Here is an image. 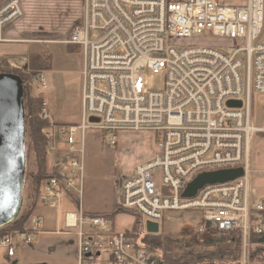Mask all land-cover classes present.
Segmentation results:
<instances>
[{"label": "built area", "instance_id": "obj_1", "mask_svg": "<svg viewBox=\"0 0 264 264\" xmlns=\"http://www.w3.org/2000/svg\"><path fill=\"white\" fill-rule=\"evenodd\" d=\"M233 1L84 0L82 22L64 41L83 55L81 120L47 130L48 148L57 131L68 151L43 184L48 208L65 199L77 207L64 214V226L77 238L79 264H157L131 231L116 232L109 217L81 208L83 145L91 128L103 133L107 146H116L123 132H152L156 152L119 179L116 193L117 209L137 215L143 230L147 221L168 220L169 212L197 211L199 234L241 237V264L254 245L251 236L264 237V196L257 197L250 179L251 140L264 133V109L262 126L253 120L254 95L264 94V0ZM18 16L16 0L0 5V31ZM191 38L225 42L179 43ZM146 71L164 73L163 90L148 89ZM37 78L44 86V74ZM41 116L49 119L45 107ZM238 167L242 177L181 198L198 173ZM42 225L33 216L28 230L3 231L0 247L13 257Z\"/></svg>", "mask_w": 264, "mask_h": 264}, {"label": "rangeland", "instance_id": "obj_2", "mask_svg": "<svg viewBox=\"0 0 264 264\" xmlns=\"http://www.w3.org/2000/svg\"><path fill=\"white\" fill-rule=\"evenodd\" d=\"M17 1V0H16ZM233 0H223L227 3ZM243 0H234L238 3ZM17 6L20 11L14 21L27 20L31 25L42 24V26L49 27L50 30L46 32L47 38L55 40L61 38V34L69 28L70 20L67 17H57L44 20L40 11L28 13L21 7ZM39 9V8H38ZM83 19V18H82ZM12 22L4 25H10ZM82 22V21H81ZM80 22V23H81ZM79 24V23H78ZM2 27V29H3ZM0 31V58H5L9 61V71L22 68L19 63L20 58H25L26 65L28 63L29 54L31 52H43L50 55L51 66L40 73L44 74L46 84L40 85L37 76L31 78L30 84L32 91L31 95L42 93L44 97V107L49 116H57L64 119L69 117L77 119L81 115V94H82V51L78 47H72L65 43L52 42L34 47L30 44L8 43L3 40V31ZM68 35V34H67ZM3 40V42H2ZM225 41L215 39H184L180 40L181 44H220ZM145 80L149 90L160 91L164 88V73L162 71L153 73L146 71ZM26 86L24 90V108L26 115L27 100L30 97V92ZM253 120L256 126H262V112L264 109V94L254 95L253 103ZM50 120V118H49ZM50 123L53 124L50 120ZM58 125V124H57ZM51 128V127H50ZM47 132V131H46ZM53 150L49 146L47 157V167H50L52 162L61 156H64L68 151V146L65 139L58 141L57 131H54ZM78 140V135L75 136ZM78 147V145L76 144ZM156 152V145L151 131L143 132H123L117 137V146H107L103 140V133L96 129H87L85 133L83 145V180H82V204L87 212L104 213L111 212L114 203L116 202L115 185L120 177L118 174L123 172L130 173L134 166L140 163V158L145 155H154ZM25 155H26V169L24 179V202L23 212L27 207V202L34 189V179L32 175L37 171V155L34 145V140L29 125V120L25 116ZM250 163H251V186L257 193V197L264 195V133H257L253 136L250 145ZM118 177V179H117ZM117 179V180H116ZM116 182V183H115ZM41 198V197H40ZM37 208L31 211L30 216L36 217L38 214H43L51 222L53 229L63 228V210L77 211V207L71 208L67 201L63 204V209L57 210L46 208L45 199H39ZM62 206V205H61ZM40 208V209H39ZM44 211V212H43ZM169 219H164L159 225V232L164 234H171L173 236L185 237L194 242L195 246L200 251H207L216 247L214 244H208V241H214L219 238V235H201L196 230L201 222V215L193 210H181L169 212L167 214ZM134 215L131 213H120L115 217V227L117 230H129L133 225ZM68 237H75L72 235ZM76 238V237H75ZM264 250L255 244L248 246V260L247 264H264L261 262H252L250 258L254 251ZM261 259H264L262 256Z\"/></svg>", "mask_w": 264, "mask_h": 264}, {"label": "trees", "instance_id": "obj_3", "mask_svg": "<svg viewBox=\"0 0 264 264\" xmlns=\"http://www.w3.org/2000/svg\"><path fill=\"white\" fill-rule=\"evenodd\" d=\"M78 49V47H75ZM9 61L5 58H0V73H10L20 77L23 83V92L29 88V92L32 91L30 84L31 78H35L41 71H45L51 66V58L49 54L43 52H32L29 54L28 63L25 67L16 68L9 71ZM44 97L42 93L31 95L27 100L26 115L29 120L31 128L36 155H37V171L32 175L34 179V205L38 198L41 196L39 186L44 184V181L48 178V144L49 138L46 131L50 128V120L42 118V109L44 108ZM33 205L28 213L19 216L14 222L7 225L4 230H28L27 223L30 219ZM115 207L110 213H105L110 219L116 213H120ZM135 216V222L129 237L133 238L137 242V246L143 248L148 253L153 254L157 264H241V237L234 233H221L219 238L214 241H208V244H214L216 247L207 251H200L195 246L194 242L186 239L181 235L173 236L171 234H164L158 232L157 234H148L143 231L140 219ZM252 244H263L264 237L251 236ZM264 248L262 246H257ZM264 256V250L254 251L253 256L250 258L252 262H261Z\"/></svg>", "mask_w": 264, "mask_h": 264}, {"label": "crops", "instance_id": "obj_4", "mask_svg": "<svg viewBox=\"0 0 264 264\" xmlns=\"http://www.w3.org/2000/svg\"><path fill=\"white\" fill-rule=\"evenodd\" d=\"M8 1L9 0H0V5ZM17 1L19 3L18 5H21L23 12L24 10L26 11V13H28V10L32 12L40 11L42 17H44V20L47 19V17H50V18L57 17L59 19L61 17H67V19L70 20L69 28L61 34L60 39L55 40L53 38L46 37V34H45L46 32L44 31L50 30L49 27L42 26V24L31 25L27 20L14 21L10 25H7L5 28L3 27L2 29L4 42H8V43L20 42L19 44H30L36 48L38 47L37 45H40V44L43 45V44L52 43V42L64 43V41L69 36L71 30L73 29V27L77 25L78 23H80L83 18L84 0H17ZM72 47H75V46H72ZM82 64H83V59H82ZM45 84H46V80H45ZM49 118L51 122L53 123V125L58 130L61 126L78 124L81 120V115L77 119L71 118V117L64 119V118L57 117V116H49ZM57 136H58V141H61L62 138L60 137L59 132ZM151 157L152 155L150 156L145 155L144 157H141L140 163L147 161ZM52 164L47 169L48 173L51 171ZM130 173L123 172L121 174H118L117 176L121 178V177L130 175ZM118 181L117 183L115 182L116 183L115 185L116 193H117ZM39 191H40L41 198L39 197L37 202L40 201L39 199H43V195H44L43 185L39 186ZM82 191H83V188H82ZM23 194H24V187L22 191V207H21L19 216H22L28 213L32 205H33L32 211L35 209H38L37 202H35V205H34V197H32V193H31L30 198L27 202V207L25 208V211L23 212L22 208H23V205H25ZM65 201H67V203L69 204L71 208L76 207L73 204V202H71L69 199H65L61 203L62 206L60 205L56 209L57 210L63 209V204L65 203ZM115 207H116V202L114 203L112 210ZM46 208L48 207L46 206ZM81 208L83 212L86 214H92V215L105 214L104 211H102L101 213H98V212L91 213V212L85 211V209L83 208L82 200H81ZM72 211L73 210H67V209H64L62 211L63 212V228L61 229L58 228V230H55L52 228V226H50L51 225L50 220L46 218L45 216H43L42 213L38 214L37 217H41L43 221V225L40 228V230L34 233V240L29 244L18 246L15 250V254L13 257H8L6 255L5 250L0 247V264H79L78 254H77L78 253L77 238H75L76 236L73 233V229H66L64 226V214L66 212H72ZM120 213H123V212H120ZM120 213H116L111 219L114 231L130 232L132 230L133 225L129 230H117L116 229L114 219L116 215ZM30 217H33V216H30ZM133 221L135 222V218H133ZM26 226H29V221ZM3 231H5L4 228L0 229V234ZM143 231L145 232V229ZM72 234L75 237L73 238L68 237Z\"/></svg>", "mask_w": 264, "mask_h": 264}, {"label": "water", "instance_id": "obj_5", "mask_svg": "<svg viewBox=\"0 0 264 264\" xmlns=\"http://www.w3.org/2000/svg\"><path fill=\"white\" fill-rule=\"evenodd\" d=\"M230 107H240V101H229ZM97 123V118H89ZM26 169L25 108L23 83L20 77L0 73V228L14 222L20 215ZM241 167L198 173L186 183L181 198L196 196L205 186L223 184L242 177ZM148 234H157L159 225L147 221Z\"/></svg>", "mask_w": 264, "mask_h": 264}, {"label": "bare ground", "instance_id": "obj_6", "mask_svg": "<svg viewBox=\"0 0 264 264\" xmlns=\"http://www.w3.org/2000/svg\"><path fill=\"white\" fill-rule=\"evenodd\" d=\"M7 20V19H6Z\"/></svg>", "mask_w": 264, "mask_h": 264}]
</instances>
